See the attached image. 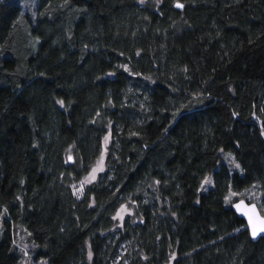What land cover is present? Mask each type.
I'll return each mask as SVG.
<instances>
[{
    "label": "trees",
    "instance_id": "trees-1",
    "mask_svg": "<svg viewBox=\"0 0 264 264\" xmlns=\"http://www.w3.org/2000/svg\"><path fill=\"white\" fill-rule=\"evenodd\" d=\"M4 88L0 264H264V0H0Z\"/></svg>",
    "mask_w": 264,
    "mask_h": 264
},
{
    "label": "water",
    "instance_id": "water-1",
    "mask_svg": "<svg viewBox=\"0 0 264 264\" xmlns=\"http://www.w3.org/2000/svg\"><path fill=\"white\" fill-rule=\"evenodd\" d=\"M177 8L180 9L182 7ZM237 205H240V207L238 208ZM232 209L238 216L243 218L253 240L264 237V231H260L261 228H264V216L255 202H249L244 199H236L232 204ZM253 225H255L257 230L256 236L252 235Z\"/></svg>",
    "mask_w": 264,
    "mask_h": 264
},
{
    "label": "rangeland",
    "instance_id": "rangeland-1",
    "mask_svg": "<svg viewBox=\"0 0 264 264\" xmlns=\"http://www.w3.org/2000/svg\"><path fill=\"white\" fill-rule=\"evenodd\" d=\"M8 92H9V89H8V88H4V89H2V90L0 91V96H5ZM106 143H107V141H106ZM106 143H105V145H106ZM101 159H103L102 170H97V171L95 172V179L97 178L98 174H99L101 171H103V169L105 168V166H104V160H105V153H104V151H103V154L101 155V157L97 160V162L95 163V165H94L93 168L91 169L90 173L88 174V176H87V178H86V181H87V182H92V181L95 180V179H91V175H92L93 169H97V168H98V162H99ZM128 211H129V210L127 209V207H125V206L121 207V208L119 209V211H118V217L121 219V218H122V217H123ZM21 248H23L22 251L24 252V254H26L25 246L23 245V246H21ZM22 264H31V263L29 262L28 257H26V255L24 256V259H23V261H22ZM32 264H42V263L34 262V263H32Z\"/></svg>",
    "mask_w": 264,
    "mask_h": 264
},
{
    "label": "snow or ice",
    "instance_id": "snow-or-ice-1",
    "mask_svg": "<svg viewBox=\"0 0 264 264\" xmlns=\"http://www.w3.org/2000/svg\"><path fill=\"white\" fill-rule=\"evenodd\" d=\"M177 7H183V5H181V4H177ZM102 166H103V159H101L99 162H98V168L97 169H93V172H92V175H91V179H95V172L97 171V170H102ZM237 207L239 208L240 207V205H237ZM251 219V218H250ZM260 231H264V228H261L260 229ZM256 234H257V230H256V228H255V225H253V232H252V235L253 236H256Z\"/></svg>",
    "mask_w": 264,
    "mask_h": 264
}]
</instances>
